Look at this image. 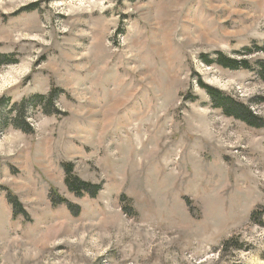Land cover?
I'll return each mask as SVG.
<instances>
[{"label": "rangeland", "instance_id": "obj_1", "mask_svg": "<svg viewBox=\"0 0 264 264\" xmlns=\"http://www.w3.org/2000/svg\"><path fill=\"white\" fill-rule=\"evenodd\" d=\"M199 84L264 125V0H0V264H264V127Z\"/></svg>", "mask_w": 264, "mask_h": 264}, {"label": "trees", "instance_id": "obj_2", "mask_svg": "<svg viewBox=\"0 0 264 264\" xmlns=\"http://www.w3.org/2000/svg\"><path fill=\"white\" fill-rule=\"evenodd\" d=\"M247 53H251L250 50ZM204 58V57H203ZM2 59H8L6 57ZM5 61V60H4ZM8 61V60H6ZM204 63L207 66L217 65L221 68L228 69V70H239V69H248L247 63L240 62L234 59H230L224 57L221 54H217L215 60L208 61L204 58ZM8 64V62H3V64ZM200 88L206 93V95L211 100V104L213 108L219 110L224 116L227 118H231L233 120H238L243 122L249 127L252 128H261L264 127L261 120L257 118V116L253 115L247 107L243 104L232 100L228 96L218 92L217 90L211 89L203 84H199ZM40 100H44V97H35ZM55 99V91L52 90L48 95V98L45 100L49 106H52ZM26 103L25 101L20 102L18 105L11 107V110L8 115L15 113L13 118H10V122L13 123V128L21 130L23 133L32 134V129L30 126L25 122L26 121ZM50 114V113H46ZM20 125L26 127V129L21 128ZM72 165L71 164H63L62 170L64 173L63 182L67 190L74 194L76 197L81 198L84 196H88L92 199L97 197V194L100 191V186L98 185H91L89 183H85L81 181L76 176L72 175ZM6 193V201L8 205L12 209L13 218L17 216H21L25 221H30L28 214L22 209L21 204L17 200V198L12 195L8 190L2 189ZM49 201L52 207H57L60 205H64L67 207L68 211L74 213V215H78L79 207L74 206L68 203L65 199L58 196L56 190L50 189L49 191Z\"/></svg>", "mask_w": 264, "mask_h": 264}]
</instances>
